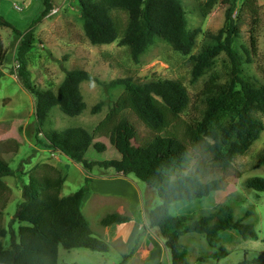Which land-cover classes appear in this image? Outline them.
<instances>
[{"label": "trees", "instance_id": "trees-1", "mask_svg": "<svg viewBox=\"0 0 264 264\" xmlns=\"http://www.w3.org/2000/svg\"><path fill=\"white\" fill-rule=\"evenodd\" d=\"M225 1L223 26L192 53L199 29L188 28L181 0H77L84 35L91 44L117 42L127 49L129 58L136 63L155 40H162L188 57L190 82L206 76L197 102L190 111L191 95L181 79L157 77L140 82L131 77L117 78L109 84L123 85L124 91L92 131L82 126L43 131L45 146L77 163L86 172V177L76 191L61 196L65 177L59 169H54L53 174L27 175L28 181L22 186V200L14 214L19 222L18 237L12 236L8 247H4L0 240V264H58L59 245L65 249L107 252L108 244L93 236L89 221L82 212L84 196L97 168L130 176L155 190L161 202L145 211V227L158 229L165 248L170 252L171 264H193L188 259L186 245L179 241L188 233H197L203 238L210 249V253L203 257L215 259L214 264L228 254L225 244L258 239L254 222L236 217L225 200L194 215L195 206L224 189L222 179L202 182L194 175L170 178L166 173L167 169L184 166L190 160L189 143L208 155L215 167L229 169L237 157L249 151L264 130L259 117L264 115V82L245 71L242 57L234 46L242 12L246 11L255 22L258 6L256 0H241L236 10L238 0ZM215 3L216 0H207L203 14L209 12ZM42 4L35 21L53 9L52 0H42ZM0 27H9L20 36L15 53L19 63L18 77L24 90L34 99L37 130H43L49 112L55 106L68 116L81 114L86 103L80 83L90 79L88 72L81 68L67 70L56 92L36 87L27 69V53L35 42L33 29L22 33L1 17ZM255 45L256 40L251 37V48L255 49ZM221 53H225L229 64L224 76L214 69L215 59ZM5 60L6 50L0 41V67ZM247 61H250L249 57ZM99 108L100 104H97L93 111ZM126 112L154 133L145 146L132 144L138 129ZM183 114L186 119H182ZM180 123L183 124L181 132L178 130ZM171 127L173 131H169ZM102 138L107 142L100 140ZM112 148L119 153V158H89L91 150L105 153ZM257 161L259 164L264 162V153L258 154ZM13 172L0 149V237L7 233L1 220L10 193L4 177ZM244 184L248 189L264 192L263 176L248 177ZM245 213L249 214L248 211ZM129 220L128 215L108 212L100 219V224L109 226ZM259 261L264 263V260L249 261L243 257L238 264Z\"/></svg>", "mask_w": 264, "mask_h": 264}, {"label": "rangeland", "instance_id": "rangeland-1", "mask_svg": "<svg viewBox=\"0 0 264 264\" xmlns=\"http://www.w3.org/2000/svg\"><path fill=\"white\" fill-rule=\"evenodd\" d=\"M181 1L186 12L188 28L199 29L192 50V53H195L210 34L216 33L223 26L227 2L216 0L209 12L203 14L207 0ZM52 2L53 9L42 19L35 21L43 8L42 0H0V17L22 33L29 28L33 29L35 42L27 53V69L36 87L56 92L67 70L81 68L88 72L90 79L80 83L86 109L77 116H68L55 106L50 110L43 130L39 132L35 124L34 99L24 90L18 77L19 63L15 53L20 43V36L13 33L9 27H0V41L6 50V60L0 67V149L2 157L14 171L12 175L4 177L10 187L7 206L1 220V225L7 231L5 237H0L4 247L9 246L12 236L15 239L18 237L19 222L14 218V214L17 204L22 200V186L28 181L29 173L41 176L53 174L54 169H59L65 177L60 191L61 196L76 191L84 183L86 172L64 154L47 148L43 131L63 130L70 126H82L92 131L124 91L123 85L109 84L117 78L131 77L140 82L157 77L181 79L191 95L190 111L197 102L206 76L190 82L191 65L188 57L176 52L162 40H155L140 55L136 63L129 58L127 49L119 46L117 42L93 45L84 35L80 12L76 5L77 0H52ZM255 3L258 6V18L253 22L251 15L246 11L242 12L241 21L237 23L239 36L234 46L242 57L245 71L264 82V0H256ZM240 5L241 0H238L236 10ZM237 13L238 11L235 12V17ZM251 37L256 40L255 49L251 48ZM227 65H229L228 59L225 53H221L215 59L214 69L224 76L228 70ZM97 104H100V108L93 111ZM126 115L137 124L138 135L132 138V144L138 147L145 146L153 138L154 133L146 129L134 115L127 112ZM259 117L264 123V115ZM182 119H186V115L183 114ZM179 125L178 130L181 132L183 124ZM169 131H173V128L171 127ZM100 140L107 142L103 138ZM188 150L190 160L184 166H173L166 170L170 178L188 174L196 176L202 182L220 178L224 184V189L218 191L213 198L193 208L194 215H199L207 208L225 200L232 207L236 217L253 221L258 233L257 240L247 239L225 244L228 254L217 264H238L243 257L249 261L264 260V192L248 189L244 184L248 177H264V162L259 164L257 161L258 154L264 153V130L249 151L237 157L229 169L215 167L211 164L208 155L202 154L190 143ZM89 158L117 159L119 153L113 148L107 149L105 153H95L91 150ZM94 174L96 176L93 175L94 179H91L89 190L84 196L82 212L89 221L93 236L105 241L109 250L101 253L85 248L65 249L59 245L58 264H125L122 256L126 251L129 253L128 258L134 256L127 261V264H149L148 260L144 262H140L141 259L136 260L139 255H135L134 250L138 246H143L139 239L135 240L132 249L117 241L114 243L110 241L113 231L104 230L100 219L113 209L110 206L94 209L92 200L95 190H102V187L98 186L101 181L98 180L97 175L108 176L113 173L97 168ZM136 182L143 191L146 210L161 202L154 189L144 182ZM102 184L105 188L109 180L103 181ZM246 211L249 214L246 215ZM172 213L179 214L178 211ZM179 241L186 245L188 259L193 264H198V261L202 262L201 264L215 263V259L203 257L210 253V249L199 234H185ZM246 264L264 263L259 261V263Z\"/></svg>", "mask_w": 264, "mask_h": 264}, {"label": "crops", "instance_id": "crops-1", "mask_svg": "<svg viewBox=\"0 0 264 264\" xmlns=\"http://www.w3.org/2000/svg\"><path fill=\"white\" fill-rule=\"evenodd\" d=\"M98 180L101 181L98 186H101L102 190H95L92 200L93 208L110 206L113 209L110 212H118L130 216L128 222L104 226V230L113 231L110 241L113 243L117 241L132 249L135 240L139 239L143 246H138L134 250V254L139 255L136 258L137 261L141 259L140 262L148 260L149 264H171L169 251L165 248L158 229L145 227L146 209L144 207L143 191L140 189L138 182L121 174L98 176ZM106 180H109V184L103 188L104 184L102 183ZM83 206L84 203L82 204V210ZM128 254L126 251L122 256L125 264L128 263L129 259L134 258L133 255L128 258Z\"/></svg>", "mask_w": 264, "mask_h": 264}, {"label": "built area", "instance_id": "built-area-1", "mask_svg": "<svg viewBox=\"0 0 264 264\" xmlns=\"http://www.w3.org/2000/svg\"><path fill=\"white\" fill-rule=\"evenodd\" d=\"M15 8L19 9V7H18V6H15ZM17 66H18V65H17Z\"/></svg>", "mask_w": 264, "mask_h": 264}]
</instances>
